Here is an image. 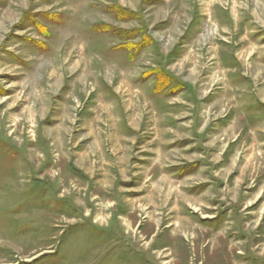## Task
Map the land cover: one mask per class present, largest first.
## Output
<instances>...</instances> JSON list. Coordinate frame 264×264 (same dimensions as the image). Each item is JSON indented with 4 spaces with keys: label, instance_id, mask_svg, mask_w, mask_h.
<instances>
[{
    "label": "rangeland",
    "instance_id": "374dc122",
    "mask_svg": "<svg viewBox=\"0 0 264 264\" xmlns=\"http://www.w3.org/2000/svg\"><path fill=\"white\" fill-rule=\"evenodd\" d=\"M0 264H264V0H0Z\"/></svg>",
    "mask_w": 264,
    "mask_h": 264
}]
</instances>
